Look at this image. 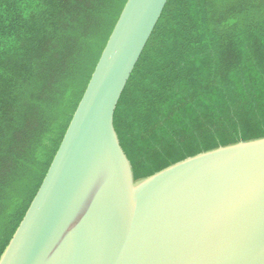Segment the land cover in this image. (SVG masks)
<instances>
[{
  "label": "trees",
  "instance_id": "1",
  "mask_svg": "<svg viewBox=\"0 0 264 264\" xmlns=\"http://www.w3.org/2000/svg\"><path fill=\"white\" fill-rule=\"evenodd\" d=\"M128 0H0V258ZM136 181L264 138V0H168L114 115Z\"/></svg>",
  "mask_w": 264,
  "mask_h": 264
},
{
  "label": "water",
  "instance_id": "2",
  "mask_svg": "<svg viewBox=\"0 0 264 264\" xmlns=\"http://www.w3.org/2000/svg\"><path fill=\"white\" fill-rule=\"evenodd\" d=\"M168 0H128L0 264H264V138L136 181L114 127Z\"/></svg>",
  "mask_w": 264,
  "mask_h": 264
}]
</instances>
